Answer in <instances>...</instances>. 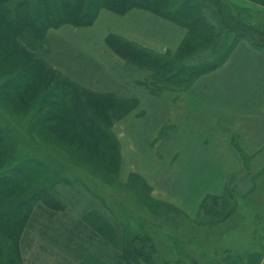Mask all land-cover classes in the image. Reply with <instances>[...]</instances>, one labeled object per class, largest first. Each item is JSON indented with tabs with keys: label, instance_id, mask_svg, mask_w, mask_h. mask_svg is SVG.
<instances>
[{
	"label": "rangeland",
	"instance_id": "obj_1",
	"mask_svg": "<svg viewBox=\"0 0 264 264\" xmlns=\"http://www.w3.org/2000/svg\"><path fill=\"white\" fill-rule=\"evenodd\" d=\"M180 1L174 0L175 7H178L177 4H180ZM191 1L193 5L197 4L198 8L204 12L209 11L210 14L212 9L216 8V21L215 23L210 22L212 28L205 27L206 30L204 31L199 28L196 33L194 30L191 33L189 32L188 39H186L183 46L177 51L167 54H163L166 52L161 49L162 41L149 39L150 35L140 36L138 34V38L145 43L136 42L133 32L130 31V27H133V25H139L140 28H143L146 26L143 24L155 22L152 21L155 19L154 14L151 15L153 17L151 20H144L142 17L137 20L138 18H124L111 12L112 10L110 9L109 11L108 8H102L99 11L95 24L90 27L76 28L67 25L60 29H52L47 35L45 45L41 43L43 39L39 42L41 46L36 45L38 42L34 41L32 37L28 38L27 42L22 41L33 50H35L34 47H41V51H37L38 55H34L39 56V59L43 57L46 67L48 66L54 74L56 73V76L54 75L55 78L72 82L71 86L67 87L68 89L75 90L74 87H76L83 89L85 92L109 96V98L114 100L113 106L116 109L113 111L114 115L111 119L108 117L103 122L106 124L108 132L111 134V140L115 145L114 149L103 147L102 153H108L107 157L101 156L102 153L100 152L95 153L92 148L87 146L90 144L84 143L81 139L70 140V137L62 136L66 126L60 121H47L44 125L39 126L38 124L42 123L38 117V112L33 110L34 108H32L31 112H27L26 109H23L24 104L17 99L18 97H8L7 94L3 93L0 94V131L8 137L13 164L21 162L18 161L21 157L17 155H21L20 153L28 150L29 147L34 148L29 153L33 155L42 154L41 166L27 162V160L20 165L24 166L28 171L31 170L34 179L37 181V184L33 185L34 187L37 186L35 192L38 191L37 189H44L45 192L47 190V194H44V197L47 200L45 202H48V206L55 207L52 203L58 202L65 208V210H62L63 212L80 214L83 212L82 209L72 206L87 197L89 209L99 210L113 227H117L116 234L120 239L123 234L119 229L121 226L126 229H132L129 236L140 233L132 236L136 238L138 247L141 244L138 242L146 237L141 231L148 229L147 235L152 238L153 242L158 241L161 244L164 242L167 244L168 241V244L184 246L185 249L192 251L196 261L188 259V256L185 258L183 253L180 256L186 264H190V262L191 264H225L224 259L218 260V262L213 260L217 252L220 253L224 249L231 254L230 258H232V252L234 251L233 257H235V260H231V264H252L250 260L254 259V256H258V252L264 254V244H258L256 239L251 238L248 229V227L253 229L254 226V222L250 220L253 210L264 205H258L264 199V190H262V195H255L254 189L256 186H254L255 183L253 182L254 178H259V186L264 188V185L261 184L264 182L262 177V172H264V147L259 154H254L255 157L252 159L247 154V162L238 164L237 167L240 169L226 176V182L228 183L226 192L228 195L235 196L237 208V219L233 222L236 221L238 227L231 232H229V225L224 226L222 230L219 229L221 226L217 227L216 225L207 229L199 219H197V223H191L188 221L189 216L185 213L172 212V209L168 205H164L159 200V197L152 195L151 188L143 181V178L135 175L128 167L130 163H133V159L136 160L132 155L133 150L131 149L134 140L126 136L127 134L124 133L121 124L128 120L126 118L127 115L140 113L139 107H136L137 98L141 99V112H145V109L149 111L148 119H142V126L146 130H150V134H153L156 130L155 134L150 138V148L149 146L147 147L148 140L142 142L145 149L141 153L143 156H140L142 158L140 160L141 168L142 166L151 167L154 164L151 161H156L154 166L159 168L158 171L161 173L164 172L167 166L165 165V152H162L161 145L164 139L161 136L166 135L167 141H174L180 134L181 120L184 118L182 115V104L187 101V91L183 90L188 83H193L199 77L194 82L193 85H195L203 77L204 80L200 84L204 85L207 83L205 76L224 65L223 74L231 70L233 83L236 82L242 87L247 83L249 86L245 93H252V95L243 96L242 99L252 98L251 100L256 103L264 102V94L260 96L259 92L260 90L264 92V86L257 88L253 86L256 83L254 79L259 77L261 71L264 70V56L260 52L252 50L247 43L239 49L240 52L243 51L241 57L236 60L232 59V68L229 67L230 61L228 62L239 39L253 40L254 43L259 45L264 42V6L250 1L246 3L243 0V5L232 0ZM210 2H213V4L211 5ZM214 5L216 6L214 7ZM177 12H180V10L175 11L174 14ZM197 16L200 17V14ZM155 20L157 21V19ZM187 27L189 29V25ZM161 34L167 36L168 32L160 29L157 32V36H161ZM109 35L126 40L139 48L149 51L152 55L162 57L165 61L176 62L178 66H181L180 63H182V67L189 69L191 73H188V71L179 73L175 79L169 80L168 67L162 73V70H159L157 66L147 69L123 60L107 45L106 38ZM192 38L199 40L196 45L191 42ZM149 43L156 46H152ZM261 51H264V47ZM174 67V70H176L177 66L174 65ZM188 78L190 82L186 81ZM0 80H2L1 76ZM152 84H154V87L150 88L149 86ZM200 84L198 83V86L190 91L189 100L199 104L203 100H210L211 103H207L209 106L202 104L201 116H199V119L193 118L199 126L192 131L194 134L191 136L194 139H189L188 141L191 142L189 144L191 153L196 156L200 154L205 156L203 153L212 149L209 147H213L211 143L220 141V139H217L220 136L219 132L226 129L218 126V123L221 125L222 116L216 118L210 115L207 116V110L204 108L216 109V107L210 105H213L212 100L216 98L217 100L214 101L220 103L221 99L219 97L222 89L220 92L218 88V90L214 91V96H208L206 95L208 93L199 91V88H201ZM232 86L236 85L233 84ZM26 88L22 91H28L29 93L30 91ZM248 90H255V92H247ZM171 91H179L180 94L174 98ZM153 93L157 94L156 96L158 97ZM240 97H242L241 90H232V99ZM172 99H177V101L179 99V103L176 101L174 106L169 107L167 105L165 109L161 107L162 103L167 102L168 104ZM87 100L89 99L87 98ZM101 107L108 108L106 103L102 104ZM95 109L97 112L99 110L104 112L105 110V108L100 109V107ZM258 109L260 110L259 107ZM151 111L156 112L157 119L156 121L147 122L152 116ZM262 111L263 113L260 114L263 115L262 119L264 120V106ZM188 112L191 116L188 113H186V116L188 114V117L192 120L194 112L192 105H189ZM53 113L54 110L51 109L45 112L42 111L39 115L44 118ZM166 116L170 120L162 122ZM250 118L252 119V117ZM31 122L34 127L31 126ZM163 127H166V129L160 134ZM214 137L216 139H213ZM256 137H250L247 142V148L249 149L246 148V151L251 150L254 153V151L260 149V144H264L263 138L257 139ZM241 142L242 139L240 137H232L233 145L235 143L240 147ZM120 143L122 144L120 145ZM175 143L180 146V149H178V154L173 155L174 158H179L177 161L174 159V165L181 159L183 160L181 155L182 141L176 139L173 144L175 145ZM122 151L124 155H122ZM26 169H24V172L27 171ZM47 172L52 173L57 178L56 181L47 179V176L44 177L46 178L44 181H40L39 179ZM33 186L30 182L29 187L33 189ZM70 186L74 188L73 196L68 192ZM75 187H79L81 193ZM161 191V193L165 192V190ZM48 206L44 201L36 204L21 234V240L18 243L19 251L20 255L23 256L24 254L28 264H30V261L32 264H36L35 254L37 253L42 255L43 264L48 257L47 254L54 253L57 249L63 252L60 246L62 243L72 242L82 246L91 245L92 243L91 246H93L106 242L108 251L111 254L115 251L122 253L121 249L113 251L112 243L103 238L90 241L86 236L79 238L72 234L71 231L67 235L60 234L56 229L73 228L75 224L71 221L68 214L66 220L58 219L61 211L54 213L52 216L48 215L47 212L53 213L56 211V209L47 208ZM166 214H174L176 217L175 221L171 222L170 219L168 222H161ZM84 223L86 224V221ZM161 224L165 227H161ZM196 227L200 228L199 233H197L198 229ZM257 228L260 231V226ZM45 229H47V233L50 232L49 235L45 232ZM124 236H127V234L125 233ZM211 237L214 238V241H209ZM70 239H73V241L67 242ZM261 241L264 242V239H261ZM151 242L148 243V247ZM13 245L14 243L9 241L1 242L0 247L3 255L12 253L11 257L14 258ZM193 250L198 252V254L194 253ZM127 252L128 248L126 247L124 254ZM78 253L83 257L84 251L80 250ZM126 255H121V259L125 258ZM259 256L264 259V255L259 254ZM215 258L219 257L216 256ZM128 260H131L132 263L134 262L131 252L128 253ZM57 264L59 263L57 262ZM140 264L149 263L140 261ZM156 264H162L160 259ZM262 264H264V261Z\"/></svg>",
	"mask_w": 264,
	"mask_h": 264
},
{
	"label": "trees",
	"instance_id": "obj_2",
	"mask_svg": "<svg viewBox=\"0 0 264 264\" xmlns=\"http://www.w3.org/2000/svg\"><path fill=\"white\" fill-rule=\"evenodd\" d=\"M158 1L0 0V76L2 77V80H0V94H7L8 97L12 98L14 96L18 97L17 99L24 104L23 109H26L27 112H31L32 108H34L33 110L38 112V117L42 123L38 124L39 126L44 125L47 121L57 120V122L60 121V123L66 126V129L62 132V136L70 137V140H75V138L81 139L84 143L90 144L87 146L92 148L95 153H102L104 146L109 149H114L115 145L111 140V134L108 132L106 124L103 123L108 117L111 119L114 115L113 111L116 110L113 106L114 100L109 98V96L98 95L97 93L88 91L85 92L83 89L76 87H74L75 90L68 89L67 87L71 86L72 82L55 78L56 73L54 74L51 68L46 67L43 57L39 59V56H36L38 55L37 51H41V47H34L35 50H33L22 41L27 42L28 38L32 37L34 41L38 42L36 45L41 46V43L45 45L47 35L52 29H60L67 25L76 28L94 25L98 18V13L102 8H108V10L110 9L112 10L111 12L118 15H124L130 9L137 6L157 12L154 6L158 4ZM249 1L264 6V0ZM198 21H200V18ZM210 22L206 24L208 28H212ZM193 25V22L189 24V26L194 28ZM40 41L41 43H39ZM251 41L259 50L264 47V42H261L259 45L254 43L253 40ZM106 43L115 54L135 65L147 69H152L157 66L159 70H162V73L168 67L169 80L175 79L179 73H185L187 71L191 73L189 69L182 67V63H180L181 66H178L176 62L165 61L162 57L152 55L149 51L139 48L117 36L109 35L106 38ZM197 43L198 41L193 44L196 45ZM174 65L177 66L176 70H174ZM186 81L190 82L189 78ZM190 84L188 83L187 86H190ZM140 86L142 85L140 84ZM25 87L30 91L29 93L28 91H22ZM149 87H154V84ZM175 92L178 95L180 93L179 91ZM154 95L156 96L157 94ZM105 103L108 108L101 107ZM98 107L100 109L105 108L104 112L101 110L97 112L95 108ZM51 109L54 110V113L50 116L42 118L39 115L42 111L45 112ZM31 126L34 127L32 122ZM165 129L166 127H163L160 134ZM161 138L164 140L167 139L166 135L161 136ZM9 145L8 137L0 131V243L4 241L14 243V258L11 257L12 253L3 255L0 247V264H23L24 261L22 255H20L18 243L21 240V234L36 204L44 201L48 206V202H45L47 200L44 197L47 194V190L45 192L44 189H37L38 191L35 192L37 186L34 187L33 185H36L37 181L34 179L31 170L28 171L24 166L20 165L27 160V162L41 166L42 154L33 155L29 153L34 150V148L29 147L28 150L20 153L21 155H17L21 157L18 159L21 162L13 164ZM238 151H240L243 161L247 162V154H243V149L238 147ZM107 155L108 153L106 152L101 154L103 157H107ZM23 156L27 157L24 158ZM249 157L252 159L255 155H249ZM23 167L27 171L24 172ZM262 174L264 178V172ZM45 176L51 181H56L57 179L52 173L47 172L39 180L44 181L46 179L44 178ZM258 179L254 178L253 180L255 183L254 186H256L254 192L257 196L259 194L262 195V190H264L263 187L259 186ZM30 182L34 187L33 189L29 187ZM261 184L264 185V182ZM54 185L53 187L55 188ZM227 189L228 183L226 182L225 191L222 195L206 196L200 204L198 215L194 219L189 217L188 221L197 223V219H199L207 229L216 225L217 227L221 226L219 229L222 230L224 226L229 225V232H231L237 228L238 223L236 221L233 222L237 219L236 198L235 196L228 195L226 192ZM52 204L55 207L48 206L47 208L53 210L62 209V205L58 202ZM163 204L168 205L172 209V212L183 213L176 206L164 202ZM263 204L264 199L258 205L262 206ZM175 218L174 214H166L161 222H168L170 219L173 222ZM250 220L254 222V226L253 229L248 227L249 235H251V238L256 239L258 244H264L261 241V239H264V205L261 208L259 207L253 210ZM259 226L260 231L257 228ZM91 227L102 234V236L108 238L109 242L116 248V244L119 243L118 236L109 230L110 227L107 223H100L99 220H95ZM161 227L165 226L161 224ZM196 228L198 229L197 233H199L200 228ZM125 230L126 232L128 231L126 228ZM141 232L146 237L138 242L141 243L139 247L137 246L136 238L132 237L135 235L129 236L126 233L127 236L123 237V243L128 248V252L125 253L127 255L121 259L113 252L115 256L111 259L116 260L114 264H134L135 262H137L136 264H140V261L156 264L159 259L162 264H186L180 257L182 253L185 258L188 256V259L196 261L192 251L185 249L184 246L180 247L174 244H168V241L167 244L165 242L163 244L158 241L153 242L152 238L147 235L144 229ZM211 240L214 241V238H209V241ZM149 242L151 244L148 247ZM130 252L134 257L133 263L131 260H128V253ZM194 253L198 254L196 251ZM233 253L234 251L232 252V258H230L231 254L227 253V250L224 249L220 253L217 252L216 256L219 258H215V256L213 260L218 262V260L224 259L225 264H231L235 260ZM94 264L105 263L94 261Z\"/></svg>",
	"mask_w": 264,
	"mask_h": 264
},
{
	"label": "crops",
	"instance_id": "obj_3",
	"mask_svg": "<svg viewBox=\"0 0 264 264\" xmlns=\"http://www.w3.org/2000/svg\"><path fill=\"white\" fill-rule=\"evenodd\" d=\"M235 1L241 5H243L242 0H232ZM246 3L249 2V0H243ZM191 0H181L180 4H177L178 7H175L174 0H159L158 4L155 5V12L154 10L151 11L148 9H144L142 7H134L129 10L128 13L121 15L124 18L125 17H132L138 18L137 20H140L139 18L142 17L144 20H151L153 15L155 19L150 22L149 24H143L146 25L143 28L139 27V25H133V27H130V31L133 32V37L135 38L136 42H143L141 39L138 38V34L140 36H146L150 35L148 37L149 39H157L158 41H162L163 44L161 45V49H163V54H167L172 51H177L180 49L186 39H188L189 32L191 33L192 30L196 33L197 30L200 28L202 31L206 30L207 22L215 23L216 21V8L212 9V13L210 14L209 11L204 12L200 8H198L197 4L193 5L191 3ZM251 2V1H250ZM211 5L213 2H210ZM216 5H214L215 7ZM180 10V12H177L174 14L175 11ZM173 12V13H172ZM200 14V17L197 16ZM143 16H149V17H143ZM207 16V17H205ZM200 18V21L198 19ZM210 20V21H208ZM194 23L192 28L189 26V29L187 25L190 23ZM95 24V23H94ZM202 24V25H201ZM206 27V28H205ZM162 29L166 30L168 32L167 36H157V32ZM194 33V34H195ZM158 37V38H156ZM199 41L196 38H192L191 42H197ZM249 44V47L256 51L260 52L262 56H264V51H261L262 49L256 48L251 41L248 39H239L236 42L235 50L232 52L228 62L230 61V66L232 68V59L236 60L237 58L241 57V54L243 51H239L241 47H243L246 44ZM152 46V43H149ZM253 46H252V45ZM162 51V50H160ZM118 56V55H117ZM119 57V56H118ZM124 60V59H123ZM227 62V63H228ZM224 65L220 67L219 69L214 70V72L209 73L205 76V80L207 83L204 85L200 84L204 80L202 77L197 82L201 85V88H199V91L201 93H208L206 95L208 96H214V91L218 90V88L222 89L221 95L219 99H221L219 102L216 103L217 100L213 99V105L216 107V109H211L208 107H204L206 111V115H210L211 117H220L222 116L221 125L218 123L219 127H223L226 130L219 132V137L217 139H220L219 142L211 143V146L209 147L211 150L205 151L203 154L205 156L194 155L190 151L189 139H194L193 130L196 129L199 124H196L194 121L195 118L199 119L200 114L202 113L203 105H207V103H211L210 100H203L201 104L196 103L195 101L189 100L190 91L194 90L195 87L198 86V83L195 85L194 82L199 78H197L193 83L190 84V86H187L184 90L187 91V101L182 104V115L184 118L181 120V132L180 136L178 135L176 139H179L182 141V153L183 160L181 159L174 165V159L177 161L179 158H174L173 155L178 154L180 149V146L173 144V140L167 141L165 139L162 142V152H165V162L167 165L164 169V172L161 173L158 171L159 168L155 167L156 161L152 164L151 167L142 166L141 168V155L142 151H144V147L142 145V142H145L148 140L147 147L151 146L150 138L155 134L156 130L153 132V134H150V130H146L142 126V119H148V113L146 109L145 112H141V99L137 98L138 103L136 107H139L140 113L130 114L127 115L126 118L128 120L124 121L123 124H121V128L124 129V133L127 134L129 138H133L134 142L132 144V150H133V156L136 158L133 159V163H130L128 167L132 170V172L135 175H138L143 178V181L151 188L152 195L154 197H159L160 201L176 206L178 207L183 213L188 215L190 218L194 219L198 213H199V207L203 199L208 195H222L225 191V183H226V176H228L230 173L239 170L237 165L242 163L244 164V161L242 159V155L240 151H238V146L234 143L232 144V137L238 136L242 139L240 148L243 149V154L248 155H254L259 154V152L264 147V144L259 145V150L254 151V153L251 152V150H247V142L249 141L250 137L257 136V139L264 140V120L262 119V116L260 113H263L262 108L264 106V102L260 101L258 103L251 100L252 98H243V96H251L252 93L246 94V90L248 89V85L245 81V86L242 87L240 84H237L236 82H232V73L231 70L227 73L223 74L224 71ZM224 76V80L222 81ZM246 79V78H245ZM257 80V81H256ZM222 81V82H221ZM254 82H256L253 86L255 88L264 86V70L261 71L260 76L254 79ZM236 86H232V85ZM253 89V88H250ZM183 90V91H184ZM232 90H241L242 91V97L240 98H233L232 99ZM224 91V92H223ZM171 93L174 98L178 97V94L175 91H171ZM247 92H255V90H248ZM260 96L264 94L262 90L259 91ZM196 93V92H195ZM180 94V93H179ZM217 95V94H216ZM177 99H172L167 104V102H164L161 104V107L164 109L167 107V105L172 107L174 106V103H176ZM210 101V102H208ZM179 103V99L177 101ZM193 102V103H192ZM189 105H192V108L194 110L192 120L188 117V107ZM260 110L258 109V107ZM196 109H195V108ZM187 110V111H186ZM186 113L187 116H186ZM142 114V115H141ZM222 114V115H221ZM151 117L149 118V121H156V112L151 111ZM191 116V114H190ZM188 117V118H187ZM252 117V119L250 118ZM194 118V119H193ZM255 118V119H254ZM251 119V120H250ZM169 121L168 116H166L162 122ZM199 122V120H198ZM227 127H224V126ZM232 129V130H231ZM232 131V132H230ZM246 131V132H243ZM253 135V136H252ZM126 138V137H125ZM124 138V140H125ZM213 139H216L215 137ZM122 143H120L121 145ZM233 146V147H232ZM185 147H186V157H185ZM125 148V147H124ZM249 149V148H247ZM150 150V149H149ZM153 150V149H151ZM245 151V153H244ZM252 153V154H251ZM122 155H124L122 151ZM185 157V159H184ZM243 166V165H242ZM160 187V188H158ZM78 191H80L79 187H75ZM160 192H159V191ZM161 190H165L164 193H161ZM74 191L73 186L69 187V194L71 196ZM81 193V191H80ZM157 199V198H156ZM72 207H80L83 212L80 214H73L69 212H63L62 210H65V208L62 207V209H59L54 211L53 213H48V215H53L56 212H59L60 215L58 219H65L67 218V214L70 216L71 221L75 224V227L73 228H62V229H56L59 231L60 234H68L69 231H71L72 234L78 236L81 238L82 236H86V238L90 241L93 239L98 240L99 238H103L109 242V239L102 236L97 230L93 229L92 223L95 222V220H99L100 223H107L110 227V231L116 234L117 227H113L110 225L109 221L104 218L103 214L96 209L90 210L88 205L87 197L83 200H81L80 203H77L75 206ZM57 215V214H56ZM55 215V216H56ZM101 219V220H100ZM86 221V224L84 221ZM80 224V225H79ZM119 228V227H118ZM44 229V228H43ZM122 231V238L120 239L118 237V244H116V248L113 244V251L116 249H121V252L115 251L116 256L121 258V255H124L125 250V244L123 243L124 238L123 235L127 233L128 235L131 233L132 229H128L126 232L124 226H121L119 228ZM55 230V229H53ZM145 232H148V229H144ZM45 232L47 233V229H45ZM50 232L47 234L49 235ZM140 233L136 234L139 235ZM135 235V236H136ZM152 235V234H151ZM51 238V237H50ZM73 239H70L67 242H71ZM121 242V244H120ZM110 244V243H108ZM92 245V243H91ZM91 245H77L76 243H62L60 246L63 249V252L59 249H57L54 253L47 254L48 257L46 258L45 262L43 264H94V261H99L100 263L105 264H114L116 260H112L111 258L115 256V254H111L108 251V245L106 242H102L100 244H95L93 246ZM45 249V247H44ZM43 249V250H44ZM84 251V255L78 253L79 251ZM23 253V252H22ZM264 255L260 252H258V256H254V259H251L250 262L252 264H262L264 259L259 256ZM23 259L26 264H28L24 254ZM59 260L57 261V259ZM30 261V259H29ZM35 261L36 264H42V255L40 253L35 254ZM30 264L31 261H30Z\"/></svg>",
	"mask_w": 264,
	"mask_h": 264
}]
</instances>
